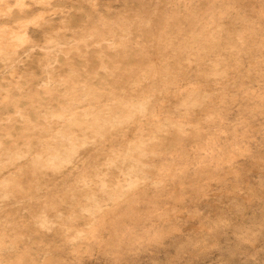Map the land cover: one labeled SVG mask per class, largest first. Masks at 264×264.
<instances>
[{
	"label": "rangeland",
	"instance_id": "rangeland-1",
	"mask_svg": "<svg viewBox=\"0 0 264 264\" xmlns=\"http://www.w3.org/2000/svg\"><path fill=\"white\" fill-rule=\"evenodd\" d=\"M0 264H264V0H0Z\"/></svg>",
	"mask_w": 264,
	"mask_h": 264
}]
</instances>
